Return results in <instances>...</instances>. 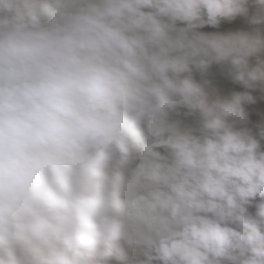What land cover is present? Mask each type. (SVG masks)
<instances>
[{
	"label": "clouds",
	"instance_id": "obj_1",
	"mask_svg": "<svg viewBox=\"0 0 264 264\" xmlns=\"http://www.w3.org/2000/svg\"><path fill=\"white\" fill-rule=\"evenodd\" d=\"M0 264H264V0H0Z\"/></svg>",
	"mask_w": 264,
	"mask_h": 264
}]
</instances>
